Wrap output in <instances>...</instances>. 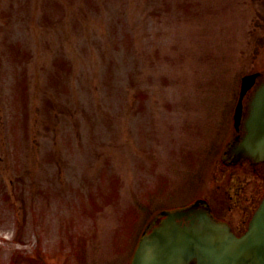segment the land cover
<instances>
[{
	"label": "rangeland",
	"instance_id": "1",
	"mask_svg": "<svg viewBox=\"0 0 264 264\" xmlns=\"http://www.w3.org/2000/svg\"><path fill=\"white\" fill-rule=\"evenodd\" d=\"M255 71L264 0H0V264H128L198 194L233 217L218 157Z\"/></svg>",
	"mask_w": 264,
	"mask_h": 264
},
{
	"label": "water",
	"instance_id": "2",
	"mask_svg": "<svg viewBox=\"0 0 264 264\" xmlns=\"http://www.w3.org/2000/svg\"><path fill=\"white\" fill-rule=\"evenodd\" d=\"M262 76L263 72L256 71L242 79L235 112L237 129L243 119L244 100ZM246 128L247 134L232 141L228 153L233 152L237 159L244 155L264 159V82L255 88ZM210 239L215 241L210 243ZM217 244L227 247L225 256L215 255ZM132 264H264V199L241 237L214 221L200 203L164 210L141 238Z\"/></svg>",
	"mask_w": 264,
	"mask_h": 264
},
{
	"label": "flooded vegetation",
	"instance_id": "3",
	"mask_svg": "<svg viewBox=\"0 0 264 264\" xmlns=\"http://www.w3.org/2000/svg\"><path fill=\"white\" fill-rule=\"evenodd\" d=\"M217 171L221 173L228 172V174H226L227 176L229 175V173H231L230 175L235 174L231 176L233 180V185L230 187L233 190L237 191L238 200L236 201V205H237V210L239 209V211H237L233 217L223 214V213H219V210L217 209V206H216V202L211 197H209L208 193H206V197L208 200L210 199V202L212 203L213 212L215 213V215L221 219L229 221L232 224L234 231L240 235L246 230L248 226V222L254 210L256 209L262 196L264 195V185H262L260 187V190L250 200L249 204L248 205L244 204V202H242L244 191L246 189L249 190V187H250L249 185L248 187H246L245 184L247 181L249 182V184H255L256 181L261 178H263V181H264V163H258L252 166L251 162L246 160L244 161V163H242L239 166V169H237L236 167L222 166L221 170H217ZM247 174L251 175L252 177L248 179ZM244 175H247V176L245 177ZM216 179L218 181V178ZM245 179H248V180L246 181ZM221 187L222 185L218 184L217 189L219 190ZM213 198L216 200V197H213ZM240 205H241V210H240Z\"/></svg>",
	"mask_w": 264,
	"mask_h": 264
},
{
	"label": "bare ground",
	"instance_id": "4",
	"mask_svg": "<svg viewBox=\"0 0 264 264\" xmlns=\"http://www.w3.org/2000/svg\"><path fill=\"white\" fill-rule=\"evenodd\" d=\"M214 241H215V239H210V240H209L210 243H211V242H214ZM226 248H227V247L222 248L219 244L215 245V248H214V250H215V255H218V256H220V255H224V256H225ZM213 254H214V253H213Z\"/></svg>",
	"mask_w": 264,
	"mask_h": 264
}]
</instances>
